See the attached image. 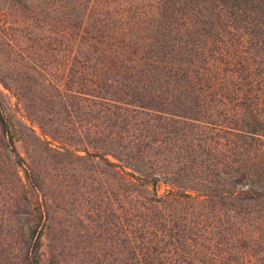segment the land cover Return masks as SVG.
Masks as SVG:
<instances>
[{
    "label": "trees",
    "instance_id": "16d2710c",
    "mask_svg": "<svg viewBox=\"0 0 264 264\" xmlns=\"http://www.w3.org/2000/svg\"><path fill=\"white\" fill-rule=\"evenodd\" d=\"M48 47L74 127L56 151L99 175L114 264H264V0H4L0 84ZM23 122L0 105L6 148L36 134ZM26 178L35 226L6 264H45L52 199L44 175Z\"/></svg>",
    "mask_w": 264,
    "mask_h": 264
},
{
    "label": "rangeland",
    "instance_id": "374dc122",
    "mask_svg": "<svg viewBox=\"0 0 264 264\" xmlns=\"http://www.w3.org/2000/svg\"><path fill=\"white\" fill-rule=\"evenodd\" d=\"M3 7L4 0H0V9ZM35 40L27 43L34 50L37 49ZM26 45L22 48V55L27 53ZM4 58L0 54L2 77L10 71L3 67ZM61 59L64 61V57L57 59L56 52L53 53L50 47L30 54L29 58L17 57V63H14L16 74L6 76L12 90L0 84L4 94L0 97L4 116L11 121L23 120L39 137L36 139L32 131L23 128V140H15L16 150L13 151L11 146L5 147L10 133L4 135L0 124V264H6L9 259H14V253H20L19 244L25 240L27 227L35 226L29 220L33 207L26 206L23 188H18L20 180L28 184L26 172L31 167L46 177L45 194L52 199L48 228L42 235L44 263L49 264L53 250L61 264H81L85 257L92 264L115 263L112 229L108 233L104 231L105 226L112 228L113 221L108 212H104L106 205L100 201L103 183L99 175L90 171L84 160L75 161L56 151H62L59 147H63L66 139L72 138L71 128H74L68 123L67 112L62 110L56 114L59 98H56L55 84L64 83L66 78V68L58 65ZM29 66L36 69H28ZM49 95L51 100L56 99L53 110L50 109ZM40 139L43 143L39 142ZM160 190L164 191L163 185ZM10 249L12 254H9Z\"/></svg>",
    "mask_w": 264,
    "mask_h": 264
}]
</instances>
